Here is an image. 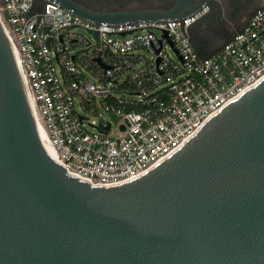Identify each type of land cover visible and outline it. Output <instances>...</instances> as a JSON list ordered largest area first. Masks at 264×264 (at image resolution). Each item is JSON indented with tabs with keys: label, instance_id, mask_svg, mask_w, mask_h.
Returning a JSON list of instances; mask_svg holds the SVG:
<instances>
[{
	"label": "water",
	"instance_id": "water-1",
	"mask_svg": "<svg viewBox=\"0 0 264 264\" xmlns=\"http://www.w3.org/2000/svg\"><path fill=\"white\" fill-rule=\"evenodd\" d=\"M155 13L73 14L98 24L187 16ZM225 23L211 51L192 38L201 57L235 37L236 24ZM0 264H264V77L147 171L93 185L44 142L0 21Z\"/></svg>",
	"mask_w": 264,
	"mask_h": 264
},
{
	"label": "built area",
	"instance_id": "built-area-1",
	"mask_svg": "<svg viewBox=\"0 0 264 264\" xmlns=\"http://www.w3.org/2000/svg\"><path fill=\"white\" fill-rule=\"evenodd\" d=\"M206 13L98 24L48 0H0L39 122L69 174L93 185L141 174L264 77V7L203 58L192 26ZM100 107L113 119L90 120L85 112L101 116Z\"/></svg>",
	"mask_w": 264,
	"mask_h": 264
},
{
	"label": "flooded vegetation",
	"instance_id": "flooded-vegetation-1",
	"mask_svg": "<svg viewBox=\"0 0 264 264\" xmlns=\"http://www.w3.org/2000/svg\"><path fill=\"white\" fill-rule=\"evenodd\" d=\"M63 5L70 12L85 18H115L118 14L130 13L125 19L145 17L147 12L156 11L159 17H181L196 12L204 3L209 2L210 9L204 21L192 26V38L197 40V28L205 26L209 36L216 24L226 26L225 20L233 21L236 29H241L251 15L263 4L259 0H48Z\"/></svg>",
	"mask_w": 264,
	"mask_h": 264
},
{
	"label": "crops",
	"instance_id": "crops-1",
	"mask_svg": "<svg viewBox=\"0 0 264 264\" xmlns=\"http://www.w3.org/2000/svg\"><path fill=\"white\" fill-rule=\"evenodd\" d=\"M259 1L263 4L264 7V0ZM205 18L202 19V21H204ZM196 32L198 37L197 41L200 43L204 51H211L212 47L217 46V44L221 43L222 39L224 38L222 36V33L219 32L216 28L209 36L206 34L205 26H199Z\"/></svg>",
	"mask_w": 264,
	"mask_h": 264
},
{
	"label": "rangeland",
	"instance_id": "rangeland-1",
	"mask_svg": "<svg viewBox=\"0 0 264 264\" xmlns=\"http://www.w3.org/2000/svg\"><path fill=\"white\" fill-rule=\"evenodd\" d=\"M98 112L100 113L101 116H99L97 114H90L88 112H85V113L90 118V120L100 121L101 117H103L107 121L113 119L112 116L102 107L99 108Z\"/></svg>",
	"mask_w": 264,
	"mask_h": 264
},
{
	"label": "bare ground",
	"instance_id": "bare-ground-1",
	"mask_svg": "<svg viewBox=\"0 0 264 264\" xmlns=\"http://www.w3.org/2000/svg\"><path fill=\"white\" fill-rule=\"evenodd\" d=\"M40 126H41V124H40ZM41 130H42V135H43L44 142L46 143L47 147L49 148L51 154L53 155V157H54V159H55V152H54V149H53V147L48 143L46 132L44 131V129H43L42 126H41Z\"/></svg>",
	"mask_w": 264,
	"mask_h": 264
}]
</instances>
